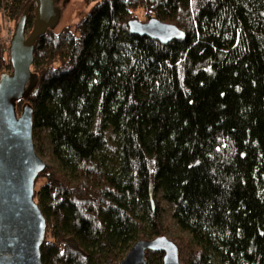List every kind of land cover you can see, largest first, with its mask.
<instances>
[{
    "label": "trees",
    "instance_id": "16d2710c",
    "mask_svg": "<svg viewBox=\"0 0 264 264\" xmlns=\"http://www.w3.org/2000/svg\"><path fill=\"white\" fill-rule=\"evenodd\" d=\"M84 1L85 17L36 42L37 84L16 103L48 157L42 264L116 263L160 236L181 264H264V0ZM7 8L16 22L30 8L31 32L34 0ZM140 11L185 38L131 34ZM11 71L1 43L0 79Z\"/></svg>",
    "mask_w": 264,
    "mask_h": 264
},
{
    "label": "water",
    "instance_id": "95a60500",
    "mask_svg": "<svg viewBox=\"0 0 264 264\" xmlns=\"http://www.w3.org/2000/svg\"><path fill=\"white\" fill-rule=\"evenodd\" d=\"M59 1L34 0L35 19L27 35L30 8L20 17L9 47L12 71L0 79V264H42L41 247L47 221L36 197V182L47 162L36 152L33 139V108L17 112L16 103L37 84L32 72L36 42L60 22ZM131 34L149 37L162 44L183 40L176 25L157 18L128 22ZM163 253L162 264H181L179 249L167 236L136 242L121 261L107 264H146L147 253Z\"/></svg>",
    "mask_w": 264,
    "mask_h": 264
},
{
    "label": "rangeland",
    "instance_id": "374dc122",
    "mask_svg": "<svg viewBox=\"0 0 264 264\" xmlns=\"http://www.w3.org/2000/svg\"><path fill=\"white\" fill-rule=\"evenodd\" d=\"M95 3L96 2L87 3L84 0H70L68 3L59 1L56 6L61 10V19L59 22L60 24H58L59 26L57 30L60 31L68 24L79 22L83 17H85L90 12V10L95 5ZM137 16H139L138 18L139 20L142 21L148 20L142 11H140ZM16 23L17 22L14 21L13 18H11L10 12H8V8H6V11L0 8V44L3 43L8 48V53H9L10 43L5 39V29H9L10 27L14 29ZM29 33L30 30H27L26 34L28 35ZM39 155L43 158V160H45L46 162L48 161V157H46V155L42 153ZM163 207L165 208V213L163 215L164 222L166 225H168L167 235L168 236L180 235L181 233L179 232L177 226L174 224V222L171 219L170 206L163 205Z\"/></svg>",
    "mask_w": 264,
    "mask_h": 264
},
{
    "label": "built area",
    "instance_id": "2783aa9c",
    "mask_svg": "<svg viewBox=\"0 0 264 264\" xmlns=\"http://www.w3.org/2000/svg\"><path fill=\"white\" fill-rule=\"evenodd\" d=\"M10 0H0V8L6 11L7 5ZM15 29V28H14ZM14 29L10 27L9 29H5V39L11 43L12 37L14 35Z\"/></svg>",
    "mask_w": 264,
    "mask_h": 264
},
{
    "label": "flooded vegetation",
    "instance_id": "af4514ba",
    "mask_svg": "<svg viewBox=\"0 0 264 264\" xmlns=\"http://www.w3.org/2000/svg\"><path fill=\"white\" fill-rule=\"evenodd\" d=\"M140 21H142V20H140ZM148 20H146V21H142V22H147Z\"/></svg>",
    "mask_w": 264,
    "mask_h": 264
}]
</instances>
